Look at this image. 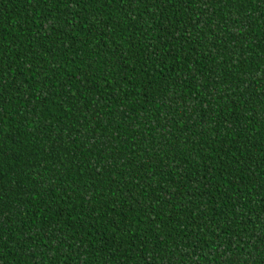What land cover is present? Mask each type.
<instances>
[{
  "label": "trees",
  "instance_id": "obj_1",
  "mask_svg": "<svg viewBox=\"0 0 264 264\" xmlns=\"http://www.w3.org/2000/svg\"><path fill=\"white\" fill-rule=\"evenodd\" d=\"M0 264H264V0H0Z\"/></svg>",
  "mask_w": 264,
  "mask_h": 264
}]
</instances>
